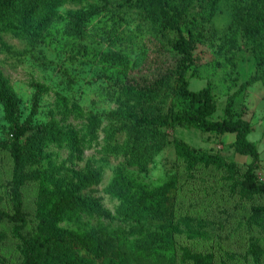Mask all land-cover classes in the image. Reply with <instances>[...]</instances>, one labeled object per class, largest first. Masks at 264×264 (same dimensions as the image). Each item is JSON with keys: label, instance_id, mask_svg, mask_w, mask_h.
Returning a JSON list of instances; mask_svg holds the SVG:
<instances>
[{"label": "rangeland", "instance_id": "1", "mask_svg": "<svg viewBox=\"0 0 264 264\" xmlns=\"http://www.w3.org/2000/svg\"><path fill=\"white\" fill-rule=\"evenodd\" d=\"M258 1L187 0L179 27L193 37L197 54L192 73H188L189 88L211 87L217 105L215 118L223 117L227 99L234 97L235 113L251 124L248 138L258 150L255 172L264 180V80L252 53L258 36L244 34L240 27L235 32L229 31L235 12L245 13ZM79 9L91 11L92 15L81 37L70 36L65 32L64 15ZM139 9L135 0H67L57 9L60 16L49 25L27 30L32 36H15L11 30H0V74L17 103L20 123L49 126L62 138L40 140V145L30 144L25 151L31 161L26 170L35 174L33 181L22 188L26 209L33 213L35 221L34 197L43 187L51 192H78L93 197L98 210L83 213L76 219L57 217L47 223L45 232L70 243L78 250V259L82 257L79 247L88 251L93 248L91 258L84 264H119L121 255L136 236L160 230L116 212L120 200L106 187L117 171H123L147 189L172 185L177 195L175 214L177 203H181L183 211L193 218L190 224L178 225L174 232L177 246L195 253H210L215 264H264V256L256 263L244 252L249 237L242 223L250 203L229 199L213 186L204 189L206 192L189 193L171 142L177 137L194 148L250 162L251 157L235 152L233 133L202 132L186 125L168 127L164 129L167 135L164 147L145 165H135L122 152L106 151L107 143L113 141L108 129L117 126L118 119H101L96 125L91 122L93 115L128 106L155 115H167L183 106L175 94L174 78L173 86L164 89L153 102L155 105L143 108L138 107L135 99L119 95L112 87L116 82L129 80L145 85L176 64L177 54L170 44L177 37L176 30L163 36L149 19L142 17ZM210 9L212 14H208ZM6 26L19 29L13 22ZM248 80L250 84H245ZM12 132L0 103V145L8 146ZM123 137L118 133L115 140L122 141ZM10 171L2 160L0 205L5 209H10ZM91 171H99L97 179L77 188L79 176ZM229 206L234 208V213L222 229L207 224L220 208ZM204 221L207 223L202 224ZM0 231L2 259L5 264H17L18 253L9 228L1 224ZM110 231L119 232V240L103 245L101 237ZM261 247L264 248V243ZM176 262L178 258L171 264ZM122 264L142 263L132 260ZM186 264L192 263L187 259Z\"/></svg>", "mask_w": 264, "mask_h": 264}, {"label": "trees", "instance_id": "2", "mask_svg": "<svg viewBox=\"0 0 264 264\" xmlns=\"http://www.w3.org/2000/svg\"><path fill=\"white\" fill-rule=\"evenodd\" d=\"M66 1L0 0V30H11L15 36L28 35L30 32L27 30L43 28L58 18L60 14L57 9ZM135 1L142 17L149 19L163 36L176 30L177 37L170 44L177 54V61L172 70L166 69L165 74L151 79L145 85L129 80L126 83L116 82L112 87L119 95L135 99L138 107L143 108L155 105L153 102L161 96L164 89L173 86L174 78L175 94L182 100L183 106L167 115L147 114L128 106L120 111L93 115L90 117L91 122L96 125L101 119H118L117 126L108 129L113 141L107 143L106 151L122 152L128 161L135 165H145L164 147L167 143L164 129L168 127L186 125L202 132L233 133L232 145L235 152L251 157L250 162L227 159L218 153L194 148L177 137L171 142L179 160L177 164L181 169V177L188 184L189 193L205 191L204 189L208 190L213 186L229 199L250 203L246 209L248 215L242 223L247 228L249 237L244 252L254 262L259 263L264 256V248L261 247V243H264V180L255 172L258 150L248 138L251 124L235 113L233 96L227 99L223 107V117L215 118L217 105L211 87L204 85L195 90L189 88L188 73H192V65L197 54L194 51L193 37L190 34L186 35L179 27L186 12L187 0H179L178 3L171 0ZM208 14H212L211 9ZM91 15V11L85 9L67 11L64 15V19L67 20L65 32L70 36L81 37L86 32L87 21ZM234 18L229 24V31L235 32V29L240 27L244 34L258 36V43H254L252 53L255 65L262 71L264 80V0L248 7L245 13L238 10ZM10 22L19 29L7 27ZM250 82L251 80H248L245 84ZM0 103L13 131L8 146L0 145L2 154L0 162L5 160L11 170L8 180L10 209L0 205V225H6L14 239L18 253L17 264H84V261L91 258L93 248L88 251L87 248L79 247L82 257L78 259V250H74L61 236L46 233L45 228L48 222L57 217L76 219L83 213L98 210L97 201L78 192H51L43 187L34 197L37 219L33 220V213L26 209L22 191V188L35 177L32 171L26 170V165L31 161L25 156V151L30 144L40 145V140L50 137L58 140L62 138L57 130L49 126L20 123L17 103L8 92L6 81L1 74ZM118 133L124 135L122 141L115 140ZM98 174L99 171H91L79 176L77 188L93 183ZM106 190L120 200L116 206L119 215L160 228L159 231H148L136 236L131 246H128L121 255L122 261L119 264L132 260L142 264H171L177 258L178 262L175 264H186L187 259L192 264H215L210 253L191 252L174 242V232L178 225L190 224L193 218L189 217L188 211H183L181 203H177L175 214L177 195L170 183L155 189H147L146 185L127 173L117 171L107 184ZM233 209L232 206L222 207L208 223L204 221L202 224L207 223L222 229L223 224L230 221ZM118 233L117 231L105 233L101 237L102 244L118 242ZM1 256L0 254V264H5Z\"/></svg>", "mask_w": 264, "mask_h": 264}]
</instances>
